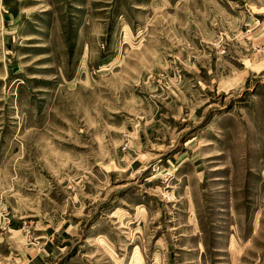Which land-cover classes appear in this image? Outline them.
Masks as SVG:
<instances>
[{
  "label": "rangeland",
  "instance_id": "1",
  "mask_svg": "<svg viewBox=\"0 0 264 264\" xmlns=\"http://www.w3.org/2000/svg\"><path fill=\"white\" fill-rule=\"evenodd\" d=\"M0 264H264V0H0Z\"/></svg>",
  "mask_w": 264,
  "mask_h": 264
}]
</instances>
